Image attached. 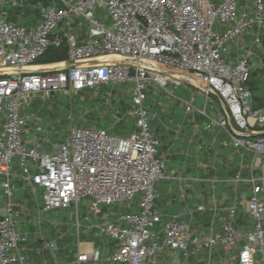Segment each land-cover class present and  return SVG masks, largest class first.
<instances>
[{"label": "built area", "instance_id": "obj_1", "mask_svg": "<svg viewBox=\"0 0 264 264\" xmlns=\"http://www.w3.org/2000/svg\"><path fill=\"white\" fill-rule=\"evenodd\" d=\"M55 1L58 6H42V21L33 28L0 18V189L7 198L6 206L0 204V264H32L19 251L27 237L17 230L22 211L10 182L14 158L20 160L23 179L44 188L48 212L90 199V210L98 215L104 205L124 204L140 195V212L120 216L126 226L98 227L118 247L108 263L158 264L168 250L186 258L217 249L228 255L243 240L238 264L264 262V109L253 108L248 87L256 66L264 71V0ZM99 8L107 10L109 24L96 19ZM80 21L89 25L81 39L70 32ZM62 25L67 31L57 33ZM244 36L251 37V44L242 51ZM63 45L68 50L65 61L38 67L51 47ZM232 45L238 48L236 63L225 59ZM125 83L134 84L132 116L138 119V133L121 137L103 128L75 127L66 142L49 151L42 150L41 126L33 139L24 138L28 123L36 121L24 111L39 93L46 98L77 95L87 88ZM153 86L181 101L188 114L209 117V99L218 98L221 113L203 129H221L228 135L225 145L240 152L241 164L229 183L236 194L249 195L252 227L238 226L235 199L221 232H194L180 215L158 228L162 217L154 210L156 183L168 176L144 108L146 89ZM169 86L186 89L188 97L176 95ZM199 91L206 99L201 108ZM49 247L56 249V244ZM90 259L98 260V253L78 257L80 263Z\"/></svg>", "mask_w": 264, "mask_h": 264}, {"label": "crops", "instance_id": "obj_2", "mask_svg": "<svg viewBox=\"0 0 264 264\" xmlns=\"http://www.w3.org/2000/svg\"><path fill=\"white\" fill-rule=\"evenodd\" d=\"M42 6L52 8L58 4L55 0H48V5L33 0H17L16 2L0 0V18L3 17L14 25L33 28L42 21ZM58 30L57 33L67 31L63 25ZM70 32L79 39L83 38L81 21L75 23ZM241 42L240 49L243 51L251 44V37L244 36ZM230 50L232 54L230 56L227 54L225 59L227 62L236 63L238 48L232 45ZM258 51L260 52V49ZM55 63L58 62L51 64ZM38 67L44 68L39 63ZM181 91L184 94L179 95L180 97H188L189 92L186 89ZM161 94L171 100L168 103L173 108L164 109L165 111L158 110L159 113L150 108L149 111L147 110L148 121L160 142L159 155L166 153L169 158L168 162L171 163L167 166L168 179L176 180L178 185L176 190H170L164 195L157 191L159 199L155 202L154 210L162 217V223L158 228L162 230L173 216L180 215L182 220L191 224L194 232H221L227 218V210L235 199L239 203L238 226L244 230L252 227L254 222L249 209L242 211L244 204H247V199L241 200L240 196L245 195L236 194L229 183L241 164L240 152L231 144L225 145L228 143V135L221 129L215 127L211 131L203 129L204 125L210 123V118L216 119L217 117H213L209 112V117L198 113L188 114L181 101L172 99L164 92ZM33 105L34 103L31 108L24 111V114L36 118L39 109H34ZM151 115H156V117L153 118ZM168 119L171 121L168 122ZM31 124L35 125L36 122L28 123L29 133L25 134L24 138L33 139L37 135V128L30 127ZM196 126L200 129L197 130ZM42 134L44 133L41 131L39 137L44 151L51 150L52 145L56 143H63L52 142L48 136L43 137ZM250 158L249 155L248 159ZM17 160L11 169L10 182L14 187L13 198L21 205L22 211L17 227L19 232L27 237V240L19 245V251L25 254L32 264H111L107 262V258L118 248L117 244L109 235L100 234L98 227L106 223L126 226L120 221L121 214L124 212L139 213V206L135 211H119L115 208L124 204L104 205L98 215H93L89 206L90 199H88L85 201L81 216L80 205L83 200L78 206L71 204L67 208L45 211L44 188L23 179L20 160ZM32 173H36V168L32 169ZM244 175L247 176L246 173ZM39 189L42 190L40 199ZM0 204L7 205V198L2 189H0ZM201 205L205 206L204 211L199 210ZM73 208L77 219V233L75 226L66 222L65 218L59 217L60 210ZM43 212H53L54 219H44ZM51 243L56 244V249L49 247ZM244 244L245 240L228 255L222 249H217L211 254L196 253L186 258L182 252L176 255L168 250L157 260L158 264H238L237 257ZM83 253H98L99 259H90L80 263L78 257ZM258 264H264V262L258 259Z\"/></svg>", "mask_w": 264, "mask_h": 264}, {"label": "rangeland", "instance_id": "obj_3", "mask_svg": "<svg viewBox=\"0 0 264 264\" xmlns=\"http://www.w3.org/2000/svg\"><path fill=\"white\" fill-rule=\"evenodd\" d=\"M95 17L99 21H103L106 24L111 22L108 12L105 8H99L95 11ZM88 23L84 22L81 26V34L84 36L88 31ZM57 30L56 32H58ZM262 40L264 41V31L262 33ZM261 50V49H260ZM230 53V54H229ZM229 56L232 54V50L227 53ZM226 54V55H227ZM225 55V56H226ZM227 55V56H228ZM255 57L252 58V60ZM51 63L40 62L41 67H45ZM255 70H258L256 66ZM257 95L260 97L259 107L264 109V88L259 83L256 88ZM170 91H174L176 95H183L181 89H175L169 86ZM162 89L158 86H153L146 89L148 95L145 101L144 108L150 110L153 108L154 112L170 110L173 108L169 105L170 99L164 94H161ZM134 94V84H116V85H101L95 88H87L77 95H62L60 93H54L50 98H46L43 93H39L33 100L34 109H39V113L36 116V124H31L30 127L36 129L38 126L42 127L43 137L48 136L52 142H65L70 136L72 128H103L108 129L110 132L119 135L121 137H128L140 131L138 126V119L132 116V111L135 109L132 97ZM168 96V95H167ZM157 98V100H156ZM174 99V98H172ZM54 104H50V103ZM56 102V103H55ZM206 102L205 97L202 96V92L199 91L197 96V106L202 107ZM152 104V105H151ZM161 105V106H160ZM32 107V106H31ZM30 107V108H31ZM29 109V108H28ZM165 109V110H164ZM208 112L213 117H218L221 113V104L214 98L210 97L208 102ZM168 122L171 119L167 120ZM169 124V123H168ZM172 125V123L170 122ZM161 157H166V166L171 164L168 162L167 154H161ZM249 154L246 155V158ZM18 158H14L13 163L17 162ZM247 160H249L247 158ZM169 170H166V175L169 174ZM178 182L176 180L162 179L156 183V190L161 194L167 193L170 190H176ZM242 188H245L242 185ZM218 190V197L220 198ZM42 190L39 189L38 197L40 199ZM249 195L240 196L241 200L248 199ZM83 199L80 205V216L84 211L85 201ZM132 203L131 201L125 202L123 206L115 208V210L124 211H135L139 206L140 195H138ZM245 203V202H244ZM119 205V204H118ZM104 207V206H102ZM248 203L244 204L242 211L245 212L248 209ZM42 216L44 219H54V214L43 212ZM59 217L65 218L66 222L70 225L75 226V232L77 233V219L73 209L60 210ZM252 221V220H251ZM249 222V221H248ZM19 231V228L17 227ZM147 264V263H146Z\"/></svg>", "mask_w": 264, "mask_h": 264}, {"label": "trees", "instance_id": "obj_4", "mask_svg": "<svg viewBox=\"0 0 264 264\" xmlns=\"http://www.w3.org/2000/svg\"><path fill=\"white\" fill-rule=\"evenodd\" d=\"M33 1L43 2L45 5H48V0H33ZM67 58H68V50L65 45L61 47H51L49 51L43 57L39 59L38 63L40 62L42 63L43 62H47V63L61 62V61H65ZM259 83L263 86L262 88H264V71L254 70L251 73L250 79L248 81V87L250 88L252 92V105L254 109H261L259 107L260 97L256 94L257 91L260 90L259 87L256 88V85H258ZM181 90H185V89H181Z\"/></svg>", "mask_w": 264, "mask_h": 264}]
</instances>
